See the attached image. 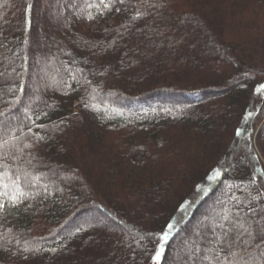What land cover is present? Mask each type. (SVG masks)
<instances>
[{
    "label": "trees",
    "instance_id": "obj_1",
    "mask_svg": "<svg viewBox=\"0 0 264 264\" xmlns=\"http://www.w3.org/2000/svg\"><path fill=\"white\" fill-rule=\"evenodd\" d=\"M105 4L0 0V264H264V0Z\"/></svg>",
    "mask_w": 264,
    "mask_h": 264
},
{
    "label": "snow or ice",
    "instance_id": "obj_2",
    "mask_svg": "<svg viewBox=\"0 0 264 264\" xmlns=\"http://www.w3.org/2000/svg\"><path fill=\"white\" fill-rule=\"evenodd\" d=\"M101 2L103 3L104 0H101ZM119 2H120L121 4H123V3H124V0H119ZM110 3H111V0H109V4H110ZM109 4H105L104 6H105L106 8H108V7H109ZM116 10L119 11L120 9H116ZM137 16H139V13H137ZM93 19H94V17H93ZM262 88H264V85H260L259 88L257 89V91H260V89H262ZM237 135H239V132H237ZM216 176H219V172L216 173ZM5 187H7V186L5 185ZM14 199H15V197H14ZM0 207H2V205H0ZM225 219H227V217H225ZM172 227H173V225H168V230H169V231L164 232V233L160 236V238H159L161 242H163V241H167V239H168V237H169V232H170V230L172 229ZM241 228L243 229V231L237 233V236H238V237H241V239L239 240V243H240V244H243V245H245V246H247L249 243L254 242L255 239H256V237L253 235V233L250 232V231H248V229L243 228V225H241ZM258 231H259V232H264V227L259 228ZM245 234H247L248 239H243V236H244ZM260 239H261L262 241H264V236H261ZM233 243H237L236 237H233ZM231 246H232V245L230 244L229 247H231ZM161 251H162V249H161ZM161 251H157V252H156V255H155V257H154V259H156L157 261H158L159 258H160ZM243 251H247V247H245V248L243 249ZM233 255H235V254L233 253Z\"/></svg>",
    "mask_w": 264,
    "mask_h": 264
},
{
    "label": "rangeland",
    "instance_id": "obj_3",
    "mask_svg": "<svg viewBox=\"0 0 264 264\" xmlns=\"http://www.w3.org/2000/svg\"><path fill=\"white\" fill-rule=\"evenodd\" d=\"M91 27H96V25H91ZM262 122H264V118L262 119V121H261V123ZM262 162L264 163V161L262 160ZM264 165V164H263ZM32 183H34L35 185H37L35 188V190H33V191H31L30 193H29V195L30 196H32V197H35V195L37 194V191L39 190V191H41V192H43L44 194H45V190L47 189V186H48V183L46 182V183H44V182H41V181H38V180H35V181H33ZM56 192V191H55ZM98 224H100V225H102V226H105V227H107L109 230H113V231H116V232H118V233H122L121 231H120V229L119 228H117L115 225H113V224H111V223H109L108 221H102V220H99L98 221ZM196 227V226H195ZM155 264V263H154Z\"/></svg>",
    "mask_w": 264,
    "mask_h": 264
}]
</instances>
